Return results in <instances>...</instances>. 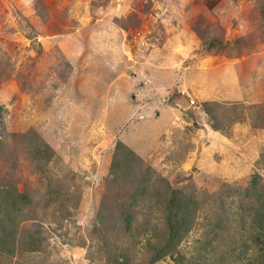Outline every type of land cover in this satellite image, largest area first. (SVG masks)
I'll return each mask as SVG.
<instances>
[{
  "label": "rangeland",
  "instance_id": "374dc122",
  "mask_svg": "<svg viewBox=\"0 0 264 264\" xmlns=\"http://www.w3.org/2000/svg\"><path fill=\"white\" fill-rule=\"evenodd\" d=\"M152 175L193 219L164 255L155 202L117 219ZM257 193L264 0H0V264H259Z\"/></svg>",
  "mask_w": 264,
  "mask_h": 264
},
{
  "label": "trees",
  "instance_id": "16d2710c",
  "mask_svg": "<svg viewBox=\"0 0 264 264\" xmlns=\"http://www.w3.org/2000/svg\"><path fill=\"white\" fill-rule=\"evenodd\" d=\"M119 146H121L119 144ZM36 154H40V151L38 148L35 150ZM137 161V160H136ZM139 161V160H138ZM149 169L145 171L149 173ZM113 176V183H116L118 181L117 175H111ZM162 181H164L163 178L156 177L155 175H152L151 178L147 181V185L150 186L149 190L146 191L145 188L137 189L134 191L132 195H130L126 200L127 203L119 204L118 210H117V219L118 223L121 227H124L126 229L132 228L136 219H138V213H135L134 209L141 208V205L146 206L148 202H155L156 205L160 207L161 210L164 211L166 214L164 216L167 225L165 227L166 231V237L164 238V244L160 248L155 247V253L164 255L168 252L175 251L176 249V243L179 242V240L182 237V234L188 233L191 229V221L193 220L191 216H187L185 212H182V208L184 206V203L186 205L187 198L184 196V194H179L177 191H166L164 193H161L159 191V188L161 186ZM167 187L169 185L167 184ZM166 187V188H167ZM250 193L249 191H247ZM6 192L4 191V195ZM163 194L165 196V200L163 199ZM20 193L14 197V199L18 200L20 199ZM254 202L252 204H245L242 211L244 212V215L251 216V224L253 227L257 228L258 230H261V232H264V195L261 193H257V196H255V199H253ZM6 199L5 197H2L1 203L4 204V208L0 207V222L5 223V221H9V218L7 216L8 212L6 211V208L8 205H11L12 203H5ZM164 203V205L162 204ZM6 207V208H5ZM181 212V213H180ZM10 224V222H7ZM6 227L8 226H1L0 233L2 231L8 230ZM154 230L156 231L157 225H154ZM11 233H15V231H10V234H0V251H3L8 254H13L15 251V244L14 241H10ZM153 235L155 233L153 232ZM27 250L33 251L35 250V247L28 248ZM155 258V260H157ZM259 264H264V261L260 262Z\"/></svg>",
  "mask_w": 264,
  "mask_h": 264
},
{
  "label": "crops",
  "instance_id": "0c3cea01",
  "mask_svg": "<svg viewBox=\"0 0 264 264\" xmlns=\"http://www.w3.org/2000/svg\"><path fill=\"white\" fill-rule=\"evenodd\" d=\"M164 46V45H163ZM162 46V47H163ZM188 48H189V45H187V44H184V45H181V46H179V49H178V51H190V50H188ZM191 48V47H190ZM192 67V76L190 77V79L191 80H193V85H195V86H197V89H196V92H199V93H197L196 95L194 94V96H196V97H200V95H202V97L204 98V97H206L208 94H215V93H213V92H211V91H209V93H206V92H208V90H207V88H208V85L207 84H205V81L204 80H202V78L200 77L199 78V72H197V71H199L198 69L199 68H201V61H199L198 62V64L197 65H193V66H191ZM189 72V71H188ZM198 73V74H197ZM191 74V73H190ZM189 81V80H188ZM187 82V81H186ZM193 85H188L187 84V86H185V75L184 76H182L180 79H179V84H178V88H183V87H189V88H192V86ZM206 88L205 90H202L203 88ZM202 91V92H201ZM215 92V91H214ZM232 94V93H231ZM183 103V102H182ZM184 104V103H183ZM187 108V107H186ZM189 108V107H188ZM166 111V110H165ZM178 113H179V115H182L183 113H181L180 111H178Z\"/></svg>",
  "mask_w": 264,
  "mask_h": 264
},
{
  "label": "built area",
  "instance_id": "2783aa9c",
  "mask_svg": "<svg viewBox=\"0 0 264 264\" xmlns=\"http://www.w3.org/2000/svg\"><path fill=\"white\" fill-rule=\"evenodd\" d=\"M190 104H191V105H193V104H194V102L190 100Z\"/></svg>",
  "mask_w": 264,
  "mask_h": 264
}]
</instances>
